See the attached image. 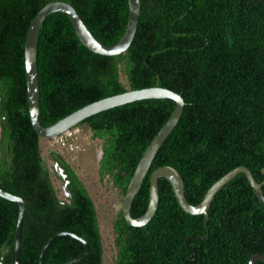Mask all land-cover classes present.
I'll return each mask as SVG.
<instances>
[{"label":"trees","instance_id":"obj_1","mask_svg":"<svg viewBox=\"0 0 264 264\" xmlns=\"http://www.w3.org/2000/svg\"><path fill=\"white\" fill-rule=\"evenodd\" d=\"M57 0H0V188L26 202L20 264H40L56 233L85 239L89 254L74 264H104L99 214L86 185L58 151L50 157L63 170L67 199L56 190L34 130L27 92L25 43L30 24ZM70 3L102 44L125 34L128 0H61ZM136 37L126 53L101 56L78 39L68 15L53 13L41 28L38 66L40 120L50 126L80 108L128 90L164 87L185 100L170 134L136 196L132 216L145 214L150 178L163 166L184 178L190 203L244 166L264 182V0H141ZM126 79V83H124ZM170 99H148L87 118L101 141L99 175L125 196L146 149L174 112ZM264 192V185L262 187ZM160 206L143 227L114 222V264H248L264 254V203L247 176L239 174L215 197L205 217L186 213L170 182L159 180ZM19 207L0 197V264H15ZM209 236L204 239L201 237ZM189 243V246L187 245ZM85 251L70 236L57 237L45 264H64ZM256 264H264L257 262Z\"/></svg>","mask_w":264,"mask_h":264},{"label":"water","instance_id":"obj_2","mask_svg":"<svg viewBox=\"0 0 264 264\" xmlns=\"http://www.w3.org/2000/svg\"><path fill=\"white\" fill-rule=\"evenodd\" d=\"M128 2L129 18L126 32L116 44L111 46L104 45L98 41L88 29L87 25L84 23L76 9L66 1H52L42 7V9L37 13L30 24L25 43L27 92L32 126L41 138L54 139L75 128L87 118L119 106L148 99H170L174 101L176 104L174 112L149 144L131 178L130 184L123 199L122 213L126 222L130 226L143 227L150 223L156 216L160 206L159 180L164 178L170 182L179 205L186 213L191 215H202L205 217V225L209 232V210L215 197L239 174L243 173L247 176L253 190L264 203V192L262 189L264 182L259 183L249 168L240 166L225 174L210 187L203 200L196 205L190 203L187 199L184 178L176 168L172 166H163L157 168L153 171L150 178V202L147 211L140 217H133L131 213L133 202L152 167L153 161L170 134L179 124L184 114L186 103L184 98L179 93L164 87H149L128 90L124 93L113 95L90 103L50 126H44L41 123V88L38 66V44L40 31L46 18L53 13H64L68 15L78 39L87 49L101 56H118L126 53L132 45L139 28L141 18V0H128ZM56 168L58 167L56 166ZM59 173L63 177H66L62 169L59 170ZM0 197L15 202L19 207L15 232V264H20L22 232L26 217V202L21 196L7 192L2 188H0ZM60 236L73 237L85 246V251L80 256L64 264H74L87 257L90 246L85 239L71 232H60L54 234L45 243L41 251L40 264H45L46 254L50 245L57 237ZM208 236L209 233L200 239L207 238ZM187 245L189 246L188 242ZM193 250L194 254L184 264H187L189 261H192L196 258V251L195 249ZM257 262H264V254L253 255L250 258L248 264H256Z\"/></svg>","mask_w":264,"mask_h":264},{"label":"rangeland","instance_id":"obj_3","mask_svg":"<svg viewBox=\"0 0 264 264\" xmlns=\"http://www.w3.org/2000/svg\"><path fill=\"white\" fill-rule=\"evenodd\" d=\"M123 81L124 83L127 82L126 79ZM73 130L78 132V141L81 146L79 151L72 153L65 148H61L56 138H42V157L50 168L54 186L62 200L67 199L68 193L65 190L64 179L58 177L59 171L51 160L50 151L60 152L78 173L98 210L105 248L104 264H114L116 249L113 226L122 211L124 196L108 178L104 181L100 178L101 141L93 138L92 132L87 125L76 126Z\"/></svg>","mask_w":264,"mask_h":264},{"label":"built area","instance_id":"obj_4","mask_svg":"<svg viewBox=\"0 0 264 264\" xmlns=\"http://www.w3.org/2000/svg\"><path fill=\"white\" fill-rule=\"evenodd\" d=\"M57 143L61 148H65L69 152H77L80 149V143L78 141V132L71 129L61 136L57 137Z\"/></svg>","mask_w":264,"mask_h":264}]
</instances>
